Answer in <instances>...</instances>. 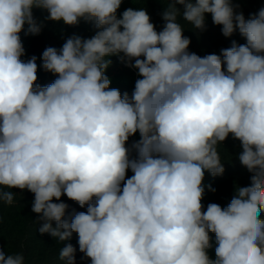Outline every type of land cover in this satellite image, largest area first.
<instances>
[{
  "label": "clouds",
  "instance_id": "1",
  "mask_svg": "<svg viewBox=\"0 0 264 264\" xmlns=\"http://www.w3.org/2000/svg\"><path fill=\"white\" fill-rule=\"evenodd\" d=\"M124 2L0 0V203L32 193L39 233L77 234L91 264H264V7L246 19L238 0H167L158 31L146 8L120 12ZM34 9L96 29L43 51L56 77L45 86L37 57L22 59L20 34L44 27ZM206 14L246 43L190 52L180 21L204 32ZM110 57L137 70L131 95L110 87ZM230 135L250 184L205 209V173L225 172L218 146ZM62 196L86 211L68 215ZM75 253L68 243L59 259L76 264ZM0 264L25 256L0 246Z\"/></svg>",
  "mask_w": 264,
  "mask_h": 264
},
{
  "label": "trees",
  "instance_id": "2",
  "mask_svg": "<svg viewBox=\"0 0 264 264\" xmlns=\"http://www.w3.org/2000/svg\"><path fill=\"white\" fill-rule=\"evenodd\" d=\"M240 10L243 11L245 18H249L251 14L258 12L264 7V0H238ZM128 7L146 8L151 16L152 22L159 31L164 21L161 13L167 7V0H125L121 5L120 12ZM34 16L38 21L43 22L44 27L39 35L20 34L25 48L23 60L27 61L32 56L37 57L38 64V80L41 86L50 84L56 77L42 68V53L47 47H55L60 49L65 40L73 34L80 35L83 38H90L95 34L96 29L93 24L81 22L76 27L66 26L62 22L47 21L45 17L47 12L40 9H34ZM185 31L184 35L191 40L189 51L203 57L208 54L219 55L221 49L231 46L233 40L238 44L246 43L239 33H235L232 37L226 38L222 35L221 26L212 23L211 14H206V30L200 32L192 29V25L180 21ZM112 65L107 70V75L112 83L110 87L118 88L121 93L127 92L129 95L134 90L135 81L140 77L137 70L126 67L117 57H110ZM139 134L130 138L129 143L138 140ZM242 151L240 142L231 137L218 146L225 172L222 176L213 177L209 173H205L203 184L205 186V194L202 203L205 209L209 203H217L222 207H227L231 199L236 195L238 186H248L250 184V173L244 168L239 160L238 154ZM133 173L131 170L127 172L130 177ZM215 189V192L211 191ZM16 193V203L13 206H7L0 203V246L8 254L23 253L25 256V264H64L59 259L60 250L68 243L76 248L75 259L76 264H91V261L79 251L78 236L73 233L68 241H59L49 234L41 235L38 231L41 224L36 222L37 214L31 211L34 196L32 193L19 189H13ZM62 201L69 205L68 215L74 212L86 211L76 202L69 200L66 196H62ZM57 202V201H54ZM264 219V214L261 215ZM53 226L55 223L53 222ZM212 248L208 250L210 258H215V234L210 233Z\"/></svg>",
  "mask_w": 264,
  "mask_h": 264
}]
</instances>
